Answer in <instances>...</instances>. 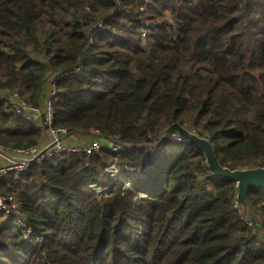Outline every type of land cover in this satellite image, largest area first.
<instances>
[{"label": "trees", "instance_id": "1", "mask_svg": "<svg viewBox=\"0 0 264 264\" xmlns=\"http://www.w3.org/2000/svg\"><path fill=\"white\" fill-rule=\"evenodd\" d=\"M51 80L68 138L154 144L179 124L224 167H264V0H0V145L44 142L12 97L41 107ZM91 138L100 151L0 181L17 207L0 212V264H264L236 183L202 148L175 137L113 152ZM246 211L264 228V189L248 190Z\"/></svg>", "mask_w": 264, "mask_h": 264}, {"label": "built area", "instance_id": "2", "mask_svg": "<svg viewBox=\"0 0 264 264\" xmlns=\"http://www.w3.org/2000/svg\"><path fill=\"white\" fill-rule=\"evenodd\" d=\"M143 11L144 7L140 6ZM103 22L97 26V31H101L104 28ZM148 31L143 32V38H147ZM90 43H93V39L90 38ZM49 91L47 90L46 95L43 99L41 107L31 106L25 102L16 93L12 97V108L14 113L19 116L23 121L35 126L41 127L45 124L47 130L50 131L52 141L45 147L29 146L27 148H18L13 150H7L5 147L0 145V181L9 174L21 173L28 170L35 164H42L49 158L55 155L63 153H84L91 154L92 152H98L103 148L101 141L92 139L88 142L71 141L66 135L67 132L62 129L53 128V107L52 97L55 96L56 90L53 81L49 83ZM113 152L121 151V147L114 144L112 147ZM112 173L114 169L110 170ZM119 174V173H117ZM235 207L240 209V206L235 200ZM16 201L12 197H4L0 194V212L12 214L16 211ZM243 216V215H242ZM243 219L249 229V232L264 246V228L261 224H256L245 215ZM24 219L20 217L17 221L22 226V232L28 234L30 227L24 224Z\"/></svg>", "mask_w": 264, "mask_h": 264}, {"label": "water", "instance_id": "3", "mask_svg": "<svg viewBox=\"0 0 264 264\" xmlns=\"http://www.w3.org/2000/svg\"><path fill=\"white\" fill-rule=\"evenodd\" d=\"M93 138H98L111 142L123 149H142L149 148L158 150L170 139L178 138L183 141H188L203 149L206 157V163L209 169L213 172L216 178L226 179L236 183L237 189V202L240 205L243 215L247 214L246 211V197L250 188L264 189V167L248 168V169H236L232 170L224 167L215 155L213 147L210 141L206 138L199 137L194 132L180 126L179 124H173L162 132L158 141L154 144H137L134 146L122 145L111 138H106L99 134H89Z\"/></svg>", "mask_w": 264, "mask_h": 264}, {"label": "rangeland", "instance_id": "4", "mask_svg": "<svg viewBox=\"0 0 264 264\" xmlns=\"http://www.w3.org/2000/svg\"><path fill=\"white\" fill-rule=\"evenodd\" d=\"M150 34V33H149ZM143 40L145 41L146 39H144L143 38ZM47 90L49 91V88L47 87ZM31 105V104H30ZM32 106V105H31ZM35 107V106H34ZM44 126H45V124H42V128H44ZM45 129H46V127H45ZM47 130V129H46ZM48 132V133H47ZM46 133L48 134L47 135V139L45 140V142H47V140L49 141V137L51 138V140L49 141V142H51L52 141V136H51V133H50V131L49 130H47L46 131ZM46 136V135H45ZM76 137V140L77 141H79V142H81V143H83V142H88V141H91L92 140V138L90 137V136H75ZM44 142V143H45ZM43 144V143H42ZM41 144V145H42ZM40 145V146H41ZM38 146V145H37ZM39 146V147H40ZM3 147H5L7 150H13V149H11V148H8V147H6V146H3ZM97 189V188H96ZM98 192H100V191H98ZM240 206V205H239Z\"/></svg>", "mask_w": 264, "mask_h": 264}, {"label": "crops", "instance_id": "5", "mask_svg": "<svg viewBox=\"0 0 264 264\" xmlns=\"http://www.w3.org/2000/svg\"><path fill=\"white\" fill-rule=\"evenodd\" d=\"M47 131V130H46ZM48 133V132H47ZM47 133H45V135L46 136H44V142H45V140L47 139ZM68 138V137H67ZM69 140H71V141H76L77 142V140H76V137H74V138H68ZM51 140V138L49 137V141ZM48 140H47V142H43V144L40 146V147H45V146H47L50 142H49Z\"/></svg>", "mask_w": 264, "mask_h": 264}]
</instances>
